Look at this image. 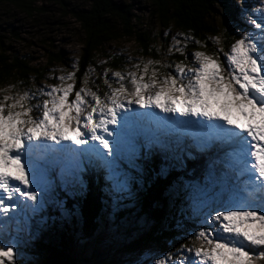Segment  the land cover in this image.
Masks as SVG:
<instances>
[{"label":"snow or ice","instance_id":"1","mask_svg":"<svg viewBox=\"0 0 264 264\" xmlns=\"http://www.w3.org/2000/svg\"><path fill=\"white\" fill-rule=\"evenodd\" d=\"M259 3L250 12L240 4L252 30H244L227 52L223 47L212 53L194 51L192 62L176 63L173 72H161L172 65L158 60L141 61L133 65L136 71L112 72L111 81L105 70L103 96L98 86L95 91L87 86L90 71L79 88H74V72L69 71L54 77L58 84L43 88L0 89V214L16 209L35 215L46 202L53 177L82 192L81 174L93 161L106 170L112 192L127 193L130 177L115 163L113 145L119 153L130 126L155 118L152 110L158 109L172 114V123L195 126L198 151L228 149L223 163L231 183L224 194L193 206L197 227L177 224L186 243L176 248L175 258L167 253L146 264H264V0ZM210 39L221 44L217 36ZM195 44L206 46L200 40ZM175 51L184 55L182 47ZM141 147L148 155L168 145L151 138ZM165 171L161 168L159 174ZM0 264H14L11 242H0Z\"/></svg>","mask_w":264,"mask_h":264},{"label":"rangeland","instance_id":"2","mask_svg":"<svg viewBox=\"0 0 264 264\" xmlns=\"http://www.w3.org/2000/svg\"><path fill=\"white\" fill-rule=\"evenodd\" d=\"M89 1L25 0V3L33 11L31 15L26 14L22 8L10 4H0V31L6 37L4 50L7 51L10 57L17 56L18 58H23L30 66L37 67L38 71H41L45 75V78L41 81L31 79L28 83L29 86L26 87L15 83L16 87L13 91L35 90L58 84L59 81L54 79V77L66 75L69 71H73L75 75L82 54L83 34L79 24L72 17L71 11L88 9ZM233 1L237 7L235 11L240 23H232L227 17H223V12L218 7H216L217 10L211 13L212 15L208 19L209 23L214 26L213 34L208 35L209 39L210 37L217 36L221 41V44L217 46L210 39L213 49L223 47L224 51L227 52L230 45L240 38L244 30H252L240 14L241 3L245 10L249 12L262 6L259 0H252L250 3H248V0ZM134 4L137 6L134 9V13L138 18V21L134 22L135 29H148L151 35L160 33L155 40V49L158 56L163 57L161 59L162 64L172 65L165 72H173L175 64L180 63L175 58V53L179 54L175 51V47L184 48V55L182 57L183 59L187 57L184 64H190L192 62L191 54L194 51L186 48V45L191 40L185 41L184 37L191 36L185 32L176 30L173 26L164 30L161 29L153 19H150V14L148 13L149 4L146 0H135ZM176 41H180L179 45L175 43ZM170 47L173 49L172 52L168 51ZM138 51L139 48L134 39L124 36L104 46V51L97 60L101 66L99 72L95 68H91L88 71L91 74H97L103 82V73L106 70L108 78L111 81L113 80L111 77L112 72L136 71L133 65L139 64L141 61L147 62L150 60L149 58L145 59L140 56ZM103 54L113 55L114 57L119 56V61L123 65L122 69L118 70L109 66L107 62L111 58L108 60V57L103 56ZM221 59L223 60V56H221ZM73 64L75 65V69H73ZM11 85L0 86V89L8 88ZM94 85L96 88L99 86L97 83ZM116 86L113 83V87ZM105 90H107L106 87ZM39 99L42 100L44 97H39ZM32 103H36V101L33 100ZM131 108L135 109L137 106L132 105ZM137 110L141 112L146 111L145 109ZM152 111L157 116L160 113L158 109H153ZM33 115L35 116L37 113L34 111ZM150 122L151 120H143L131 125L127 130V134L121 138L119 153L115 151V145H113V159L115 163L119 165L120 171L127 173L130 177L128 192L114 194V192L109 191L110 197L107 200L109 209H105V213L100 216V227L93 233H90L89 238L82 237L81 232H79V229H81V218L77 212V207L72 206L71 209H68L66 208V204L62 203V199L67 194H70L72 187L62 185L58 177H53V183L47 193L46 202L35 215L30 212L23 213L16 209L6 214H0V242L3 244L12 243L14 247V264H43L44 256L34 251L35 244L39 241L55 244L60 240L59 234L67 228L74 230L71 231V238L75 240L73 256L77 264H146L149 260L154 261L155 259L164 257L165 254L158 252L152 245H148L143 250H137L133 245L136 241L135 239L152 229V225L146 215L139 211V192H142L144 188L142 167L138 160L142 153H145L141 145L151 138L161 140L160 137L163 136H174L171 133H167L168 130H166V133H159L160 131L157 130L156 126L165 128V120L153 118L152 122ZM112 127L111 125L109 126L110 129ZM108 139L111 141L113 137H108ZM92 143L89 140V144ZM73 147L76 146L73 145ZM133 147L135 148V155H133ZM192 148L197 150L191 140L180 138L176 139V143L171 144V146L168 145L164 152L167 153L168 159L174 160L175 164L183 166L186 159L184 160L183 158V163L181 164L178 163L175 156L177 154H179V157L186 156L189 153L186 150ZM220 149L223 151L219 154V157L211 158L215 163L219 159L220 162L225 159V153L228 151L226 148ZM222 165L221 171L224 172L223 176L217 175L212 171L214 170L213 168H209L204 171L202 181L188 177L176 180V184L186 189V194L189 196L187 198L188 201L185 202V208L192 211L193 206L200 200L225 193V190L231 183V174L228 173V169L225 168L224 163ZM87 168L89 171H98L101 180L105 184L109 183L107 173L98 161H93ZM86 172L87 169L84 173ZM226 173L228 174L226 175ZM83 176L84 174L82 173V180ZM174 194V192H169L171 196ZM104 207L107 206L104 205ZM170 209L169 207V212ZM64 224H67V226ZM5 232L6 234L4 235ZM185 253H187V256L191 255L188 252ZM171 254L175 258V252H171Z\"/></svg>","mask_w":264,"mask_h":264},{"label":"trees","instance_id":"3","mask_svg":"<svg viewBox=\"0 0 264 264\" xmlns=\"http://www.w3.org/2000/svg\"><path fill=\"white\" fill-rule=\"evenodd\" d=\"M135 0H90L89 7L86 10H72L71 15L79 24L83 34L82 54L75 72L74 88L80 87V81L84 77V73L91 68L100 71L101 66L97 60L104 51V46L116 40L126 37L134 39L139 48L140 56L150 60H158L161 63L163 57H159L155 49V40L159 36L158 33L151 35L148 29H135V21H138L134 9ZM149 4L148 13L150 19H153L161 29H167L173 26L180 32H185L192 37L186 48L193 51H214L213 44L208 35L214 32V26L209 23L208 19L211 13L216 11L218 7L223 12V17H227L232 23H240L236 14V5L233 0H146ZM252 0H248L250 3ZM64 2V1H60ZM257 2V1H255ZM0 4H10L31 15L30 6L25 0H0ZM196 40H200L206 45L201 48L195 44ZM5 35L0 31V86L14 85L15 83L26 87L29 81H41L45 78L44 73L38 71L37 67L30 66L23 58L17 56H9L4 50ZM178 62H186L182 55L175 53ZM108 57L107 64L114 69H122V63L119 56L103 54ZM51 60V58H50ZM162 64V63H161ZM165 68L161 72H165ZM18 81V82H17ZM88 87L96 90L95 83L99 84V94L103 96L105 85L100 77L92 73L88 77ZM11 82V83H9ZM167 145L174 144L172 138L168 141L161 140ZM173 142V143H172ZM191 152V157L184 155L175 159H183L182 165L175 164L174 160L168 159L164 150L153 148L151 153L145 155L142 153L139 162L142 167L143 185L142 192H139L138 203L139 211L145 214L152 225V229L143 233L139 238L135 239L134 247L144 249L148 245H152L158 252L167 254L175 252L180 244L186 243V239L182 238L183 233L177 228V224L183 225L186 229L197 227L192 219V211L185 208V202L188 201L186 189L176 184L178 178H190L202 181L204 171L213 168L217 175H224L221 171L223 167L219 161H211V158L219 156L218 150L213 147L210 150L197 152L195 149H187ZM183 155V154H182ZM97 164V163H96ZM161 168H165V174L160 175ZM84 173L83 183L85 189L77 191L71 188L70 194H67L62 203L66 204V208L71 209L72 206L77 207V212L81 218L82 237L89 238L90 233L97 230L100 216L105 213V209H109L107 200L109 199V191L111 192V182L104 183L100 178L98 171H89ZM106 172V170H105ZM176 185V186H175ZM169 192H174L173 196ZM115 194V193H114ZM60 202V201H59ZM106 205L107 207H104ZM170 209V212L168 208ZM65 209V207H64ZM66 210V209H65ZM56 213V211H54ZM67 226V224H64ZM155 229V230H154ZM69 228L59 234L60 240L57 243H45L39 241L35 244L34 251L43 255V264H77L73 256L72 235ZM6 232L4 233V235ZM79 238V236H78ZM77 240V238H76ZM77 242V241H76ZM187 251H183V255L187 256Z\"/></svg>","mask_w":264,"mask_h":264},{"label":"bare ground","instance_id":"4","mask_svg":"<svg viewBox=\"0 0 264 264\" xmlns=\"http://www.w3.org/2000/svg\"><path fill=\"white\" fill-rule=\"evenodd\" d=\"M142 125V124H141ZM147 127V126H146ZM223 151V150H222ZM178 155V154H177ZM223 161H224V159L220 162V159H219V162H220V164L222 163L223 164Z\"/></svg>","mask_w":264,"mask_h":264}]
</instances>
